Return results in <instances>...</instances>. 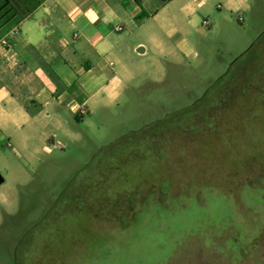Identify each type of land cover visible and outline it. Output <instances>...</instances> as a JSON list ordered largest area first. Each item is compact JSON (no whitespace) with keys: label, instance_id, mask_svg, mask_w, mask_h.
<instances>
[{"label":"rangeland","instance_id":"rangeland-1","mask_svg":"<svg viewBox=\"0 0 264 264\" xmlns=\"http://www.w3.org/2000/svg\"><path fill=\"white\" fill-rule=\"evenodd\" d=\"M195 49L129 53L114 104L9 171L0 264H264V0Z\"/></svg>","mask_w":264,"mask_h":264},{"label":"crops","instance_id":"crops-1","mask_svg":"<svg viewBox=\"0 0 264 264\" xmlns=\"http://www.w3.org/2000/svg\"><path fill=\"white\" fill-rule=\"evenodd\" d=\"M39 1L22 18L0 11V176L8 195L10 170L20 184L22 172L76 140L78 122L121 97L134 79L129 53L149 49L150 65H178L251 11V0Z\"/></svg>","mask_w":264,"mask_h":264},{"label":"trees","instance_id":"trees-1","mask_svg":"<svg viewBox=\"0 0 264 264\" xmlns=\"http://www.w3.org/2000/svg\"><path fill=\"white\" fill-rule=\"evenodd\" d=\"M39 4V0H0V11L9 7V11L22 18L31 13Z\"/></svg>","mask_w":264,"mask_h":264},{"label":"built area","instance_id":"built-area-1","mask_svg":"<svg viewBox=\"0 0 264 264\" xmlns=\"http://www.w3.org/2000/svg\"><path fill=\"white\" fill-rule=\"evenodd\" d=\"M114 30L115 31H121V27H115ZM1 44L4 45V46H7V42L6 41H2Z\"/></svg>","mask_w":264,"mask_h":264},{"label":"water","instance_id":"water-1","mask_svg":"<svg viewBox=\"0 0 264 264\" xmlns=\"http://www.w3.org/2000/svg\"><path fill=\"white\" fill-rule=\"evenodd\" d=\"M1 182H2V178H1V176H0V184H1Z\"/></svg>","mask_w":264,"mask_h":264}]
</instances>
